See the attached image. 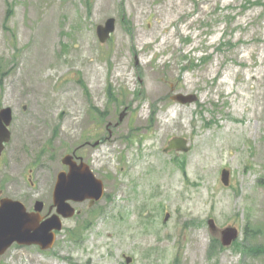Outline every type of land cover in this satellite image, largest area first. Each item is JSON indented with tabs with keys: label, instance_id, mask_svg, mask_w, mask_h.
<instances>
[{
	"label": "rangeland",
	"instance_id": "rangeland-1",
	"mask_svg": "<svg viewBox=\"0 0 264 264\" xmlns=\"http://www.w3.org/2000/svg\"><path fill=\"white\" fill-rule=\"evenodd\" d=\"M3 107L0 197L47 212L65 154L104 194L0 264H264V0H0Z\"/></svg>",
	"mask_w": 264,
	"mask_h": 264
},
{
	"label": "water",
	"instance_id": "water-1",
	"mask_svg": "<svg viewBox=\"0 0 264 264\" xmlns=\"http://www.w3.org/2000/svg\"><path fill=\"white\" fill-rule=\"evenodd\" d=\"M114 31V19L108 18L104 24L96 27V33L100 42L106 41ZM172 99L181 103L191 102L194 95L176 94ZM11 120V108L0 109V153L4 148V143L10 138L7 125ZM175 149L187 151L186 139L173 137L168 140L163 148L165 152ZM63 165L68 166L67 170H60L56 174V179L52 191V205L55 212L43 219L41 211L44 203L35 200L33 209L28 211L25 205L9 197L0 198V255H2L12 243L18 245H38L41 249L50 248L55 240L56 231L61 230V218H70L75 215L76 210L70 201L82 202L89 200V206L103 197L104 186L91 171L89 165L83 161L77 163L72 154H65L61 158ZM229 170H221V181L228 184ZM169 216L165 213L164 220ZM43 219V220H42ZM211 230L216 226L212 218L208 219ZM238 229L235 226H227L220 230V241L223 245L230 244L237 238ZM130 256H126V262L131 261Z\"/></svg>",
	"mask_w": 264,
	"mask_h": 264
},
{
	"label": "flooded vegetation",
	"instance_id": "flooded-vegetation-1",
	"mask_svg": "<svg viewBox=\"0 0 264 264\" xmlns=\"http://www.w3.org/2000/svg\"><path fill=\"white\" fill-rule=\"evenodd\" d=\"M0 157H1V155H0ZM78 162H79V160H77V163H78ZM65 167H66L65 169L67 170V169H68V166H65ZM43 208H44V207H43ZM53 209H54V208L51 207V205H50L49 208L47 209V212H45V213H42V212H41V216L43 217V219L46 218L47 216H49L52 212H54ZM42 211H43V210H42ZM43 219H42V220H43Z\"/></svg>",
	"mask_w": 264,
	"mask_h": 264
}]
</instances>
